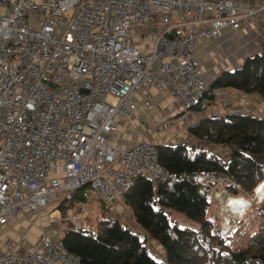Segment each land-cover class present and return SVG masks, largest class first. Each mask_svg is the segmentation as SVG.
I'll return each mask as SVG.
<instances>
[{"label": "built area", "instance_id": "obj_1", "mask_svg": "<svg viewBox=\"0 0 264 264\" xmlns=\"http://www.w3.org/2000/svg\"><path fill=\"white\" fill-rule=\"evenodd\" d=\"M263 15L264 5L236 0H0V227L86 184L116 206L126 204L139 176L168 181L156 143L143 139L125 149L110 142L134 117L133 97L154 88L177 98L183 112L210 103L215 93L197 65L196 41L218 39ZM152 21L159 34L143 52L132 38ZM143 106L155 104L144 99ZM183 112L177 109L179 118ZM202 179L215 184L210 198L228 215L222 234L232 217L264 201V179L251 198L224 173L208 170ZM67 216L82 227L78 211ZM0 264L83 262L44 234L31 251L0 250Z\"/></svg>", "mask_w": 264, "mask_h": 264}, {"label": "trees", "instance_id": "obj_2", "mask_svg": "<svg viewBox=\"0 0 264 264\" xmlns=\"http://www.w3.org/2000/svg\"><path fill=\"white\" fill-rule=\"evenodd\" d=\"M225 87L264 100V36L260 51L247 58L242 67L221 74L210 89ZM214 98L215 95L210 97ZM189 132L206 144L157 145L160 163L172 176L168 181L155 183L139 176L125 192L133 226L113 220L110 207L101 203L104 213L97 215L95 228L78 227L71 220L61 238L64 247L79 255L83 264H264V201L257 203L252 215L258 219L257 223L252 220L254 226L244 227L243 219H234L239 227L233 231L241 233L236 244L228 238L233 231L222 234L218 220L210 217L209 206L214 203L210 192L215 184L202 179L208 170L224 173L244 191L254 194L264 179V118L251 113H228L204 118ZM216 145L228 148V159L212 147ZM74 198L61 197L59 209L63 217H67L73 203L87 201L84 197L79 201ZM170 208L197 226L172 223L166 212ZM134 226L142 233L138 234ZM148 238L162 246L164 260L153 255Z\"/></svg>", "mask_w": 264, "mask_h": 264}, {"label": "crops", "instance_id": "obj_3", "mask_svg": "<svg viewBox=\"0 0 264 264\" xmlns=\"http://www.w3.org/2000/svg\"><path fill=\"white\" fill-rule=\"evenodd\" d=\"M242 5L256 3L264 5V0H236ZM159 26L155 21L148 23L146 27H138L132 38V43L141 48L143 52H149L153 46L156 36L159 34ZM264 36V15L255 23L246 25L243 29L232 31L226 29L218 38L204 37L195 43V55L197 65L204 73L207 85L210 88L213 82L224 72L236 70L244 64L247 58L261 50ZM139 37L148 41V46L139 40ZM215 98L209 103H201L195 109L183 112L181 103L177 98L161 93L154 88H145L133 97L139 107L131 119H124V124L110 139L111 143H121L125 149L130 148L139 140L148 139L156 144H178L183 143L184 138H178L175 143L170 142L169 131L163 129L167 119L173 114L178 115L180 109L182 115L177 117L172 133L186 134L188 141H199L189 132V128L207 117H219L228 113H251L257 116L264 115V100L258 95L249 94L244 91L225 87L214 89ZM144 99H151L155 107L146 110L143 106ZM141 115L145 119H141ZM193 138V140H192ZM168 139V140H167ZM167 141V142H165ZM195 142V143H196ZM216 151H221L223 157L228 159V148L214 146ZM227 149V150H226ZM226 152V154H224ZM220 153V152H219ZM98 199V198H97ZM100 203L103 200L98 199ZM53 202V201H52ZM51 202V203H52ZM50 203V204H51ZM50 206V205H49ZM46 207L41 212L33 213L25 211L17 217L12 225L0 227V250L7 252L11 245L22 251H31L40 244L42 235H49L52 239H61L64 231L69 228L67 222L70 218H50V213L55 210L54 215L61 214L59 205ZM113 220L129 219L128 205L120 203L109 206ZM130 220V219H129ZM133 221V218H131ZM134 222V221H133ZM25 236V240L22 237Z\"/></svg>", "mask_w": 264, "mask_h": 264}, {"label": "rangeland", "instance_id": "obj_4", "mask_svg": "<svg viewBox=\"0 0 264 264\" xmlns=\"http://www.w3.org/2000/svg\"><path fill=\"white\" fill-rule=\"evenodd\" d=\"M139 40H141V42H144L146 44V46H148V41L146 39H142V38L139 37ZM205 101H206V99H203L200 103L203 105L205 103ZM261 116L264 118V115H261ZM177 117H179V114L177 115ZM177 117H176V114H173L171 117H169L166 120L167 123L163 127V129L169 131L168 134H170V136H168V138H173V136H175L173 139H169L170 142L175 143V140H177L178 138H184L183 142H187L189 144H198V145L206 144V142H201V141H197V142L196 141H188V138H187L186 134H182V133L176 134V132L172 133L173 130H174L175 124L173 122H171V121H175L177 119ZM192 140H193V138H192ZM165 142H167V141H165ZM207 144L209 146H211L210 143H207ZM157 145H159V144H157ZM212 147L214 148V146H212ZM219 152L222 155L221 151H219ZM224 154H226V152ZM240 193L244 194L241 191H240ZM248 194L249 195H246V196H248L249 198H251L252 195H253V194H251L249 192H248ZM65 195H67V199L68 200H72L75 196H77V197H75L74 200H77V201L82 200L83 197L85 199H87V201L85 203H79V202L73 203L72 206L70 207V209L74 210V211H78L81 214L80 221H81L83 227L95 228L97 224L94 221H95L97 215L99 216V215L103 214L104 212H102V210H103L102 204L96 198L95 191H94L93 187L90 184H88V185L84 186L83 188H81L79 190H75L73 192H68L66 194L61 195L60 197H56V198H54L53 202L50 204L49 208L53 209L54 207L59 205L60 202H61V197L65 196ZM80 202H82V201H80ZM256 206H257V203H254V205L252 207H250V209L248 210V212H247V214L245 216L239 217L238 220L243 219L245 221L244 227H248V226H251V225L254 226L255 225L254 222L257 223L258 219H257V221L253 219V216L255 214ZM70 209H68V210H70ZM127 209H128L127 210L128 211V213H127L128 216H131L130 207L128 206ZM209 210H210L209 211L210 217H212L216 221L218 220V222L220 223V226H221L220 229L222 230L223 225L226 224L228 215L221 212V208L217 204L216 201H214V203H212L209 206ZM54 212H55V210L50 213V218L51 219H54L56 217L57 218L61 217L62 214L54 215V214H52ZM166 212H167V214H168V216L170 218V221L172 223L179 224L182 227H185V226L195 227V226H197L194 222H190L181 212H179L177 210H174V209L170 208V209H167ZM131 218L132 217H129L130 220L129 219H123L122 223H127V224L133 226L134 222L131 220ZM231 219H233V221L231 222L230 226H228L229 228L227 229L228 231H227L226 235L232 233L233 230H235V229H237L239 227V225L236 222H234L235 218L232 217ZM236 219H237V217H236ZM252 220H254V222H252ZM67 223L69 225H71V221H69ZM242 232H245V230L242 231ZM233 233H234V231H233ZM233 233L228 238L230 240H233L237 244V243L240 242L241 233H239V234H237V232L234 233V234ZM148 246L150 247L153 255L157 259H159V260H164L165 259V251L162 248V246L156 240L148 238Z\"/></svg>", "mask_w": 264, "mask_h": 264}, {"label": "bare ground", "instance_id": "obj_5", "mask_svg": "<svg viewBox=\"0 0 264 264\" xmlns=\"http://www.w3.org/2000/svg\"><path fill=\"white\" fill-rule=\"evenodd\" d=\"M263 187H264V184H263ZM261 191H264V189H263V190H261ZM262 193H263V192H262ZM261 195H262V194H261ZM232 200L234 201V202H233V204H234V205H236V204H237V202L235 201V199H234V198H232ZM240 209H241V210H243L242 208H240ZM234 210H235V211H237V210H239V209H237V206H236V207H234Z\"/></svg>", "mask_w": 264, "mask_h": 264}, {"label": "water", "instance_id": "obj_6", "mask_svg": "<svg viewBox=\"0 0 264 264\" xmlns=\"http://www.w3.org/2000/svg\"><path fill=\"white\" fill-rule=\"evenodd\" d=\"M236 192V191H235Z\"/></svg>", "mask_w": 264, "mask_h": 264}]
</instances>
